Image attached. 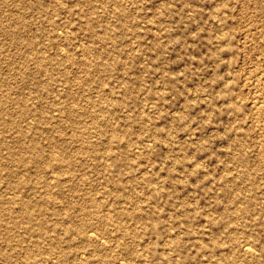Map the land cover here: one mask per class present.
Masks as SVG:
<instances>
[{"label": "rangeland", "instance_id": "1", "mask_svg": "<svg viewBox=\"0 0 264 264\" xmlns=\"http://www.w3.org/2000/svg\"><path fill=\"white\" fill-rule=\"evenodd\" d=\"M0 264H264V0H0Z\"/></svg>", "mask_w": 264, "mask_h": 264}, {"label": "bare ground", "instance_id": "2", "mask_svg": "<svg viewBox=\"0 0 264 264\" xmlns=\"http://www.w3.org/2000/svg\"><path fill=\"white\" fill-rule=\"evenodd\" d=\"M257 104H258V103H257ZM258 107H259V106H258ZM260 107H261V105H260ZM29 207H30L29 202L26 201V202L23 203V210H24L27 214L30 213V212H29ZM67 231H70V228H69V227L67 228ZM88 234H89V233H88ZM90 234H91V233H90ZM93 236H94V235H93ZM102 239H103V238H102ZM245 245L247 246L248 244H245ZM245 245H244V246H245ZM246 246H245V247H246ZM243 248H244V247H243ZM250 248L252 249V247H250ZM246 250H249V247H246ZM94 253H95V252H94ZM82 254H83V253H82ZM122 261H123V260H122Z\"/></svg>", "mask_w": 264, "mask_h": 264}]
</instances>
